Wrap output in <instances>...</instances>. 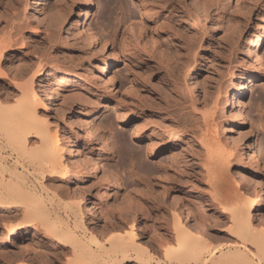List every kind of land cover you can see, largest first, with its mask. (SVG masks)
<instances>
[{
	"label": "bare ground",
	"instance_id": "6f19581e",
	"mask_svg": "<svg viewBox=\"0 0 264 264\" xmlns=\"http://www.w3.org/2000/svg\"><path fill=\"white\" fill-rule=\"evenodd\" d=\"M83 1L88 3L90 0ZM249 1L257 4L260 0ZM48 11H46V14H48ZM18 13L13 11L12 16L8 15L12 17L10 18L13 22L12 26L11 23L8 25L12 27L11 29L9 27L10 31L5 30L6 28L3 27L7 32L5 35L3 28L0 27L2 28L0 31H3V35L0 36V77L7 75L5 71H2L1 59L9 54L10 49L20 43L23 47L19 50L25 52L30 46V43L24 39L25 37L19 33V28L23 29V25L25 26L27 21L25 18L19 17L23 13ZM202 13H204V10ZM44 14V9L41 6L35 10V18L43 19L42 22H45L46 14ZM17 18L24 19L25 24L21 23V20L17 21ZM50 19H46V21ZM11 20L9 19V22ZM258 24L259 29L254 31L253 41L250 45L255 51L256 60L262 62L261 53L259 56L257 50L264 42V16L261 17ZM85 25V44H95L97 39L95 30L89 25L88 21ZM131 26L133 28V25ZM137 27L140 28L142 33L143 26L138 25ZM13 28H18L16 29L17 32ZM21 31L23 32V30ZM76 32L77 30H75V36L77 35ZM82 37L84 38L83 35ZM104 39L100 49L102 51L105 50V43L107 42H104ZM250 40L252 39L249 38ZM144 42L149 48L158 45V41L154 37ZM158 48L160 47L158 46ZM155 50L154 52L157 51ZM38 57L40 64L36 67L35 73H31L32 76L25 77L30 72L28 70H31L29 62L27 64L23 62L25 66L19 64L20 67L23 66L19 73L16 72L18 64L15 66L12 64L16 69H14V72L17 73V76L13 75V77H16L12 81L14 87L0 86V227L5 231L3 241H0V260L2 262L0 264L15 263L13 261L16 258L19 259L18 262L16 261L17 264H48V258H51L50 262L51 260L58 263L64 261V264H264V224L261 221L260 223L256 222L255 218L256 211L259 212L260 217L263 218L264 216L262 213L264 199L259 196L260 191H257L259 188L261 190L264 188L259 173L260 159L258 158L259 155L264 157V148L259 146L260 148L258 147L259 149L257 148L256 152L258 155H255L252 150L246 148V143L241 139L243 137L239 136L242 133L241 131H239L240 134L237 132L238 136L237 134H231V141L226 136L229 132L225 127L226 122L232 119H241V121L245 119L242 117V113H245L248 107L239 98L244 89L243 82L240 84V89L234 85L233 80H231L232 84L230 86L233 92V100L236 99L239 110H230L228 91L225 83L222 82L223 77H220L218 79L219 83L215 85L213 98L210 97L212 100L210 99L211 102L207 103L209 108H204L200 112L196 111L195 102L189 104L187 103L188 100L182 102L181 114L178 118L168 104L162 105L160 102L155 101L140 108L144 116V123L146 121L145 124L151 125V128L144 130L137 126L133 129L132 137L136 143L141 145L138 146L139 148L128 147L127 150H129L131 156H136L144 162L145 153L152 158H156L166 147L183 142L182 145L186 147V151L184 150L185 160H193L198 173L192 176L186 175L185 168L183 173H180V163L176 161V156H170L168 163L159 161L160 173L155 174L156 178H150L149 175H154V173L146 172L147 170H143L144 174H142L144 176H140L141 173L136 176V172L134 177L138 181L137 183L143 185V188L138 187V190L134 182L133 185L136 186L132 188L137 190L134 195L130 194L133 196L132 200L135 197L143 199V204H141L142 200L141 203L137 204V208L143 215V225L136 227V215L134 218L119 215L118 218L116 216L118 213H114L116 211L104 212L102 210L103 205L94 203L93 199L92 202L79 197L82 196V193L78 185H84L89 180L88 178H96L97 173H100L101 177L98 175L97 181H94L99 182L106 191L112 188L113 185L119 186L117 174H113V171L102 163L100 157L93 155L96 147L89 146L88 149H85L84 145H88L95 140L98 143L97 145L102 148L97 153L103 154L106 159L114 157V148L108 146V141L104 138V133L102 134V131H104L102 127L101 129L97 127L98 122L96 124L95 119L102 109L100 110V101L95 99L96 106L90 109V113H93L91 120L87 119L88 122L84 119L85 122H83L81 121L83 118H76L77 122L84 123V125H81L85 128V131L83 130L85 132L84 145L80 143V139V142L72 145L69 150L67 149V141L65 135H63L64 133L61 132L59 120L54 119L49 111L45 109L48 108L47 101H43L44 99L40 94L41 88L38 91L35 85L36 74L42 73L45 66L52 63L42 54ZM109 60V56L103 60V68L100 71L102 75L100 77L101 82L99 83L108 85V92L111 93L110 88L113 87L115 78L113 74L110 75L107 71L110 67ZM111 62L113 63L114 59H111ZM262 65L264 66L263 63ZM192 70L193 68H190L189 72ZM231 76L233 77V73ZM22 77L26 78V80L24 79L25 82H20ZM27 78L29 79L27 80ZM253 78L255 77L252 76L249 79L253 80ZM0 81L4 82L5 79L1 78ZM248 85L253 86L255 84L250 81ZM189 87L190 93L194 94V81L190 83ZM48 93L45 94L50 100V92ZM103 94L100 89L93 93L95 96ZM84 99H86V96ZM85 102L83 101V103ZM62 108L60 106V109H58L65 114V110ZM218 108L219 115H217ZM117 113L120 119L123 118L125 122H128L131 116V114L126 115L122 111ZM145 140L149 142L142 144ZM239 149H242L243 152L240 153ZM67 154L75 155L78 158L74 156L77 160L75 159V162L71 164L70 160L68 161ZM240 156L247 159L249 169L254 172V190L246 183L247 178L241 171L243 164L240 163ZM72 161L74 160L72 159ZM232 169H235L236 173L234 175L237 178L232 174ZM70 175L72 176L71 183L79 189L75 190L72 187L75 191L74 196L70 197L71 201H64L63 198L68 196V188L66 189L65 185ZM193 178L195 181L192 180ZM200 182L205 184L204 194L210 198L209 205L213 207L212 211L206 209V203L204 204L202 200L198 199L190 198L188 204H180L182 199L186 198L184 193L186 190L200 195L201 189L196 185ZM68 186L70 185L68 184ZM154 190L155 193H160V195L154 197V202L158 197L162 201L160 206H164L163 201L168 196L175 202V207L171 208V211H164L158 207L162 219L161 229L157 231L158 235L156 236V243L162 254V256L158 254L159 257L161 256L158 259H156V255L159 252L155 254L151 248L152 246L143 240V233L139 234L138 232H143L144 226H147L146 221L149 219V211L144 200H148V203L151 200L149 196L155 194ZM98 191L100 192V190ZM140 192L142 193L139 194ZM70 193L74 192L71 191ZM106 194L110 193L107 192ZM85 206H91V208L87 209ZM108 206L106 205L103 208L106 209ZM60 209L70 213L74 218L72 220L74 224L78 228L83 227L86 235L81 236L72 226L65 225L61 218ZM86 209L94 217L95 225H92V228H90L91 225L88 227L86 224L89 219L85 221L84 218ZM128 209L130 210L128 212L133 210V208ZM123 211L126 212L124 209ZM20 216H22L20 223L11 224ZM8 220L9 223L11 222L10 224L7 222ZM98 222L103 224L102 227ZM262 222H264L263 219ZM32 227L48 237L52 241L54 249L33 247L32 244H37L39 241L29 238V240L22 241L20 252L12 251L11 246L14 244L15 239L20 235L25 237ZM211 233L223 234L225 240L213 244L208 238ZM211 236L213 237V235Z\"/></svg>",
	"mask_w": 264,
	"mask_h": 264
},
{
	"label": "rangeland",
	"instance_id": "374dc122",
	"mask_svg": "<svg viewBox=\"0 0 264 264\" xmlns=\"http://www.w3.org/2000/svg\"><path fill=\"white\" fill-rule=\"evenodd\" d=\"M263 5L264 0H260L257 4L249 0H193L192 2L191 0H90L88 3H85L83 0H27V2L26 0H0V25H2L0 27H4L6 28L5 30L10 31L13 22L11 20L13 11L14 13L15 11L20 14L23 13L19 17L25 18L28 27L25 25L26 28H24L25 26L23 25V29L18 27L20 29L18 31L30 43L29 49H27L29 52H21L19 49L23 46L19 43L10 49L7 56L1 59V66L3 68L1 69L7 75L0 77V79H5L4 82L0 81V86L14 87L12 81L16 77H13V75L17 76L16 72L19 73V70L23 68L20 65L27 64L28 62L30 63L31 70H28L30 72L25 77L32 76L31 73H35L36 67L40 64L38 56L40 54L46 56L52 64L46 65L42 73L36 74L35 85L37 90L41 88L40 94L44 99L43 101H47L46 105L48 108L46 107L45 109L49 111L54 119L59 120L61 132L64 133L63 135H65L64 137L67 141L66 146L68 150L72 145L80 141L84 145L85 128L81 125H84L83 122L85 120H91L90 118L93 113H90V109L96 106L94 103L96 100L100 101V110L102 109V111L95 121L96 124L98 122L97 127H100V129L102 127V130L105 131H102V134L104 133L103 135L106 141H108V146L110 148L112 146V149L114 148L115 155L113 158L106 159L103 154L97 153L102 148L97 145L98 143L95 140L88 145L85 144L84 148L88 149L89 146L96 147L93 155L100 157L102 163L113 171V174H117L119 186L113 185L112 188L106 191L99 182H96L97 176L100 175L101 177V174L97 173L96 178H88L89 180L85 182L88 184L87 186H85V183L84 185H78L82 193V196L79 197L88 199L89 201L93 199L94 203L103 205L102 210L104 212L110 210L116 211L114 213H118L116 214L118 218L120 217L119 215L129 218L131 216L134 218L136 215L135 224H137L136 227H139L143 225V215L137 208V204L141 202L143 204V199L135 197V200H132L133 196L130 195L131 193L134 195V192L137 190L132 187L137 185V188H143L142 184L139 185L137 183L138 181L134 177L136 174V176H139L141 173L140 176H144L143 170H147L146 172L150 171L152 172L151 174L154 173V175H149L150 178H156L155 174L160 173L159 161L168 163L170 156H176V161L180 163V173H183L184 168L186 169V175L192 176L198 173L193 160H185L186 147L182 145L183 142H178V144L176 143V145H171L168 148L166 147L156 158H152L145 153L144 162L136 156H131L129 150H127L128 147L139 148L141 145L136 143L132 137L133 129L137 126H140L144 130L151 128V125L145 124L146 121L144 123V116L140 110L143 105L154 103L155 101L160 102L162 105L168 104L178 118L181 114L182 102L188 100L189 102L187 101V103L189 104L194 101L196 111L200 112L204 108H209L207 103L211 102L212 99L210 97L213 98L215 85L219 83L218 79L223 77L222 82L225 83L228 91L230 110H239L236 99L233 100V92L230 86L232 84L231 80H233L234 85L240 89V84L243 82L244 89L239 98L248 107L247 111L242 113V117L245 119L243 121L241 119H232L226 122L225 127L229 130L226 136L231 141L230 135L237 134L238 136L240 134L239 131H241L242 133L239 136L244 138L241 139L246 143V148L252 150L255 155H258L256 152L259 146L264 148V66L262 65V63L264 64V42L257 50L259 56L261 53L262 62L256 60L255 51H253L250 45L251 41H253L254 31L259 29L258 23L261 21V17L264 16ZM40 6L43 7L45 14L49 10L48 14H44L45 22H42L43 19L35 18V10L40 8ZM201 8L202 10H200ZM203 10L205 14L202 13ZM9 14L11 16H8ZM49 17L52 18L50 19ZM9 19L11 22H9ZM46 19L50 20L46 21ZM20 20L22 21L21 23L25 22L24 19L17 18V21ZM87 21L97 34L95 44L86 45V42H84L86 35L84 31L86 30L85 24ZM10 23L11 26H8ZM131 25H133V28ZM138 25L144 27H142V33L140 32V28L137 27ZM4 28L2 30L5 32V35L7 32ZM18 28L13 29L16 31ZM75 30H77V35L81 33L84 38L81 34H79L80 36H75ZM1 31L0 36L3 35V31L2 33ZM153 37L158 41V45L154 46V48H157V51L154 48H149L144 42ZM249 38L252 40L249 41ZM103 39L105 40L104 42L107 41L104 51L100 50ZM107 56L110 57L108 63L110 67L107 71L110 75L113 74L115 78L113 87L109 86L111 87V93L108 92V85L99 83L101 82L100 77L102 75L100 71L103 68V60ZM111 59H114L113 63ZM12 64L14 66L18 64V70ZM190 68H193L191 72H189ZM14 69L16 72H14ZM232 73L233 77L231 76ZM252 76L255 78L253 80L249 79ZM24 79L26 80V78L22 77L20 82L24 81ZM192 80L195 85L194 94L190 93L189 87L190 83L193 82ZM250 81H253L255 85L249 86L248 83ZM45 88L49 90L47 91ZM53 88L56 91L55 89L52 90ZM97 89H100L104 94L93 95ZM48 92H50V100L47 97ZM85 96L86 99H84ZM83 101L86 102L83 103ZM59 105L61 108H64L62 109L65 110V114L59 110ZM121 111L126 115L131 114L128 122H125L123 118L120 119L118 116L117 112ZM217 115H219V108ZM77 117L83 118L81 120L83 122H77ZM148 142V140H145L142 144ZM230 143L232 144V142ZM241 150L239 149L240 153L243 152ZM74 156L67 154L68 161L70 160L71 164L78 158ZM258 158L260 159L259 173L264 187V157L259 155ZM247 162V159L240 156V163L243 164L241 171L247 178L246 183L254 190V172L252 169H249ZM235 173V169H232V174L234 175ZM71 180L72 176L70 175L65 185V188L69 189H67V197L69 198L75 194L73 188L75 190L79 189L78 187H74ZM192 180L195 181L194 178ZM91 181L95 184H92L93 182L91 183ZM134 182L136 185H133ZM196 185L201 189L200 195L194 192H192V195L189 190H186L184 192L186 198H183L184 200L182 199L180 204H188L190 198L198 199L202 200L204 204L206 203V209L212 211L213 207L209 205L210 198L204 194L206 190L205 184L200 182ZM259 189L257 190L258 192L260 191L259 196L264 199V188L262 190ZM156 190L158 191V189ZM68 191L74 193L69 192V194ZM107 192L110 194L107 195ZM158 192L155 193L154 190L155 194L149 196L151 200L148 203V200H144L149 211V219L146 221L147 226L143 228L144 231H138L139 234L143 233V240L152 246L151 248L155 254L159 252L156 255V259L162 256L156 243L157 231L161 229L162 223L158 207L164 211H171V208L175 207V202L169 196L164 199V206H160L162 201L159 197V200L157 199L154 202V197L158 196V194L160 195ZM67 197L63 198L64 201H71L72 197L70 199ZM106 205L109 206L104 209ZM85 207L87 209L91 208V206ZM262 207L264 215V204ZM128 208H133L132 212H128L130 211ZM87 209L84 218L85 221L89 219L86 224L88 227L91 225L90 228H92L95 225L94 217ZM120 212L122 213L120 214ZM60 214L65 225L72 226L81 236L86 235L83 227L78 228L74 224V221H72L74 218L70 213L64 211V209H60ZM255 218L256 222L260 223L261 221L264 224L262 222V219L264 221V216L263 218L260 217L258 211L255 213ZM21 221L22 216L10 223L18 224ZM184 221L186 222L185 216ZM7 222L9 223V220ZM98 223L102 227L103 224L101 222ZM0 229V241H3L5 231L2 230V227ZM211 235L209 234L208 238L213 244L225 240L222 236L223 234L211 233ZM29 238L39 241L37 244H32L33 247L54 249L52 241L39 232V230L32 227L29 234H26L25 237H21L20 235L15 239L11 250L17 253L20 252L22 241L29 240ZM11 253L13 254V252ZM158 254L161 256L159 257ZM48 259V264H64V261L58 263L53 262V260L50 262L51 258ZM16 261L18 262L19 259H14L13 262L15 263L12 264H17Z\"/></svg>",
	"mask_w": 264,
	"mask_h": 264
}]
</instances>
